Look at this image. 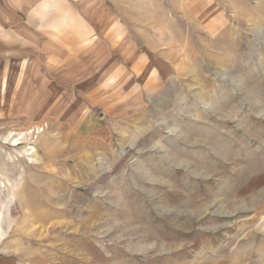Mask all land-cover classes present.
Here are the masks:
<instances>
[{
    "label": "rangeland",
    "instance_id": "1",
    "mask_svg": "<svg viewBox=\"0 0 264 264\" xmlns=\"http://www.w3.org/2000/svg\"><path fill=\"white\" fill-rule=\"evenodd\" d=\"M68 1L71 56L57 28L0 90V264H264V0H119L103 35Z\"/></svg>",
    "mask_w": 264,
    "mask_h": 264
},
{
    "label": "crops",
    "instance_id": "2",
    "mask_svg": "<svg viewBox=\"0 0 264 264\" xmlns=\"http://www.w3.org/2000/svg\"><path fill=\"white\" fill-rule=\"evenodd\" d=\"M102 1L95 0L97 13L107 5L100 17L96 16V31L100 35L104 34L105 28L103 11L106 10L107 14L108 9L111 13L118 11L119 3V0H110V3ZM91 2L87 0L86 6ZM126 2L130 5L134 3L132 0ZM58 3L59 8L62 5L64 10L63 17L59 18L56 16L57 0H0V90L7 88L9 73L21 65L24 58L40 57V52H45L49 57L55 55L54 50L58 48L55 40L57 28L59 34L63 35L58 44L63 42L64 53L55 56H71L72 7L68 0H58Z\"/></svg>",
    "mask_w": 264,
    "mask_h": 264
},
{
    "label": "bare ground",
    "instance_id": "3",
    "mask_svg": "<svg viewBox=\"0 0 264 264\" xmlns=\"http://www.w3.org/2000/svg\"><path fill=\"white\" fill-rule=\"evenodd\" d=\"M10 137H11V136H9L8 139H9ZM12 139H13V138H12ZM18 140H19V139L15 140V141L13 142L12 145H13L14 147H16V146H18V145L20 144ZM29 150H33V148H30ZM35 152H36L35 150L32 151V153H35ZM29 153H30V151H29ZM32 153H31V154H32ZM1 231H2V230H1V228H0V236L2 235V234H1L2 232H1ZM0 238H1V237H0Z\"/></svg>",
    "mask_w": 264,
    "mask_h": 264
}]
</instances>
